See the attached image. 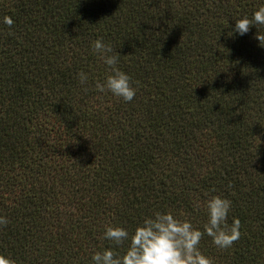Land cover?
Segmentation results:
<instances>
[{"label": "trees", "instance_id": "16d2710c", "mask_svg": "<svg viewBox=\"0 0 264 264\" xmlns=\"http://www.w3.org/2000/svg\"><path fill=\"white\" fill-rule=\"evenodd\" d=\"M264 0H0V255L13 264H92L169 211L202 230L204 202L231 200L240 237L213 264H264ZM8 16L13 23H3ZM102 38L136 88L95 89ZM88 74L84 91L77 73Z\"/></svg>", "mask_w": 264, "mask_h": 264}, {"label": "clouds", "instance_id": "9594fccd", "mask_svg": "<svg viewBox=\"0 0 264 264\" xmlns=\"http://www.w3.org/2000/svg\"><path fill=\"white\" fill-rule=\"evenodd\" d=\"M232 31L239 36L249 32L251 26L264 27V5L259 6L248 16L234 20ZM3 23L11 25L12 19L3 18ZM255 39L258 47L264 48V32L257 29ZM90 48L98 60L110 70L102 81H97L95 89L100 93H110L113 97L124 102L132 101L136 88L131 77L116 67L118 54H113L111 44L97 38L90 43ZM78 82L84 91L88 83V74L79 71ZM231 200L226 197L213 195L206 199L204 208L207 220L202 226L195 227L191 220L181 219L169 211H155L150 216L142 218L141 222L129 233L121 226H108L103 232V238L111 241L119 248L127 242L123 254L108 247L103 251L94 252L91 256L92 264H213L211 258L200 251L201 238L207 235L212 244L218 249L230 248L240 237V221L231 218L229 212ZM8 220L0 215V226L6 225ZM0 264H13L6 256L0 255Z\"/></svg>", "mask_w": 264, "mask_h": 264}]
</instances>
